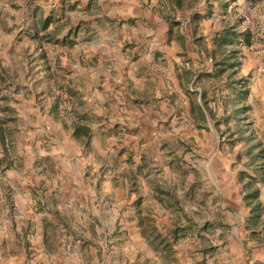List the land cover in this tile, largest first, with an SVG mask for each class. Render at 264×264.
<instances>
[{"label":"rangeland","instance_id":"374dc122","mask_svg":"<svg viewBox=\"0 0 264 264\" xmlns=\"http://www.w3.org/2000/svg\"><path fill=\"white\" fill-rule=\"evenodd\" d=\"M106 7L92 5L89 15L117 16L131 96L117 117L113 110L105 118L91 115L98 117L87 140L66 131L74 112L88 116L85 99L73 112L74 94L55 84L48 94L68 112L60 117L53 104L47 109L55 116L43 118L47 95L36 71L16 66L7 86L0 74V123L9 134L0 147V264H37L44 246L65 255L66 264H90L101 252V264H138L133 254L138 249V259H148V236L171 246L194 240L191 253L202 255L241 241L264 244V0H183L181 7L170 0H107ZM195 12L207 16L194 33ZM228 27L238 32L228 48L239 50V63L218 76L205 47ZM244 30L251 32L249 46L241 41ZM53 55H46L49 65ZM234 80L245 87L235 88ZM203 89L208 111L202 112ZM250 146L262 159L251 163ZM240 171L244 182L253 178L246 190ZM255 186L260 216L252 223L244 193ZM157 194L175 196L179 205L167 207ZM90 237L103 244L107 238L108 246H88Z\"/></svg>","mask_w":264,"mask_h":264},{"label":"crops","instance_id":"0c3cea01","mask_svg":"<svg viewBox=\"0 0 264 264\" xmlns=\"http://www.w3.org/2000/svg\"><path fill=\"white\" fill-rule=\"evenodd\" d=\"M92 5L106 10L107 0H0V74L3 84H12L11 72L16 66H23L29 71L35 70L38 89L42 91V97L47 95V100L44 97L40 103L43 106V118L54 117L56 107L60 105V102H55L52 100L54 97L51 98L48 94L49 88H53L55 84L62 86L67 93L74 94L73 98L69 95L75 101L71 107L73 112L77 109V102L85 99V102L80 103L84 104L83 111L88 113L86 118L91 123L85 116L82 119L83 115L79 118L90 128V136L93 134V119L98 117L92 118L91 115L102 113L105 118L113 110L117 117L121 109L120 103L125 102L126 97L130 99V86L127 85L132 77L131 71L128 74L123 70L125 66L128 69L131 66L123 60V47L119 48L123 39L116 21L117 16L105 12L102 16L89 15ZM63 37L73 39V44L68 46L56 42ZM49 54H54L51 65L45 60ZM123 78L126 80L123 81ZM32 83L24 84L29 85V90L33 92ZM53 104L55 113L53 107L47 109ZM75 113L77 112L70 117L66 130L71 135L74 125L72 120H80L76 119L78 115L75 116ZM112 114L108 117L110 121L113 120ZM57 117L58 123L64 120ZM35 118L38 123L42 122L38 110ZM63 122L67 123L66 120ZM62 126L57 128L60 133L63 131ZM7 133L8 124L3 120L0 123V147L6 144L9 135ZM51 139L63 150L68 149L55 136ZM95 227H99L98 224ZM186 240L171 246L164 237L156 240L148 236L145 240V244L151 245L148 259L139 260L138 249L135 250L133 258L138 260V264H264V244L261 243L241 241L242 245L237 246L239 248L231 245L229 249H225L228 246H223L228 253L219 247L214 254L202 255L203 253H191L194 240ZM103 241L104 244L90 237L88 246H108L107 238ZM167 242L172 247L170 252L166 251L168 246L164 247ZM43 250L46 252L45 256L39 255L37 264H66L65 255H52L45 246ZM105 256L101 252L100 257H92L89 263L101 264L106 261ZM85 264H88L87 260Z\"/></svg>","mask_w":264,"mask_h":264},{"label":"trees","instance_id":"16d2710c","mask_svg":"<svg viewBox=\"0 0 264 264\" xmlns=\"http://www.w3.org/2000/svg\"><path fill=\"white\" fill-rule=\"evenodd\" d=\"M173 4H175L178 7H181L182 5V1L183 0H170ZM206 14H200V13H192L190 15V22H191V26H192V31L195 33L199 22L206 17ZM239 34L242 35L241 37V41L242 43H244V45L249 46L251 45L252 41H251V32L249 30H244L243 32H240ZM238 32L234 29V27H228V28H224L221 31L216 32L215 37L213 38V46L210 48L205 47V50L207 51V55L208 57H210L213 61V67L217 68L215 74L220 76L221 74H223L227 69H231L234 68L238 65L239 62H237V52H239V50L237 49H231L228 48L231 44H233L234 41H236L238 39ZM195 39H199V38H194L192 39V42L195 44ZM56 42L63 44V45H72L73 44V39L71 38H66L63 37L61 40H56ZM235 72L232 70V72H230L228 74L229 79H231L230 77H232V75ZM202 74V73H201ZM201 74L199 73L195 80L194 83L196 81H198L201 78ZM234 87L237 88L238 85H240L239 87H245L246 82L244 81H233L232 82ZM235 84H238L237 86ZM239 91V90H237ZM240 93V92H238ZM206 94H207V90H202L199 92V96L201 99V107H200V111H206V105H207V101H206ZM208 111V110H207ZM78 119L79 116H77ZM63 118V117H62ZM72 122L74 123L73 127V135L77 138V139H83V140H87L90 137V128L88 126H86V124L84 122H82V120H72ZM254 146H250V148L248 149V155L251 160V163H253L254 161H256V159L260 160L262 159V155L260 153L258 154H254L253 153V148ZM133 176L135 175L134 172ZM131 174V172H130ZM238 180L239 183L242 184L243 188L246 190L250 184L251 181L253 180V178H249L250 180L244 182V177L246 176V172L244 171H240V173L238 174ZM259 197V188L255 186V188L253 190H251L250 192H245L244 193V200L247 204L248 207H250V210L252 211V223H255L257 221V218L260 216V202L257 201ZM157 198L160 202L164 203L167 207L169 206H176L177 204L179 205V201L177 198H175V196H170L168 198L164 197L163 195L157 194ZM179 210H181V208H178ZM63 224V222H62ZM65 226H67V223L65 224ZM263 226V225H262ZM250 227H252V233L257 234V231L255 229V226H252V224H250ZM178 231H179V227L178 225L174 224V228L172 229V235L173 237L178 236ZM261 233L264 234V229H262ZM170 245L169 242H167L165 244L164 247ZM46 247V246H45ZM167 252L171 251V246L166 247Z\"/></svg>","mask_w":264,"mask_h":264},{"label":"built area","instance_id":"2783aa9c","mask_svg":"<svg viewBox=\"0 0 264 264\" xmlns=\"http://www.w3.org/2000/svg\"><path fill=\"white\" fill-rule=\"evenodd\" d=\"M68 111L65 109H63L62 108V106H58V111H57V113H58V115L60 116V117H64V115L63 114H65L66 115V113H67ZM76 119H78V117L76 118Z\"/></svg>","mask_w":264,"mask_h":264}]
</instances>
